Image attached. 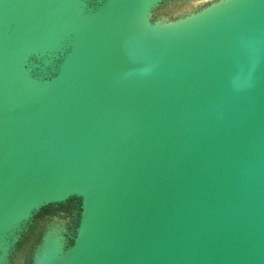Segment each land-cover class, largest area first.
Returning <instances> with one entry per match:
<instances>
[{
	"label": "water",
	"instance_id": "95a60500",
	"mask_svg": "<svg viewBox=\"0 0 264 264\" xmlns=\"http://www.w3.org/2000/svg\"><path fill=\"white\" fill-rule=\"evenodd\" d=\"M0 264H264V0H0Z\"/></svg>",
	"mask_w": 264,
	"mask_h": 264
}]
</instances>
